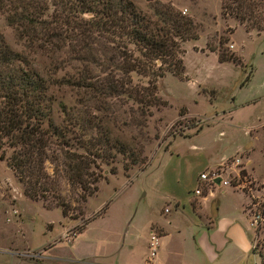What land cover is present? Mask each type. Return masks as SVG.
Returning <instances> with one entry per match:
<instances>
[{"label":"rangeland","instance_id":"rangeland-1","mask_svg":"<svg viewBox=\"0 0 264 264\" xmlns=\"http://www.w3.org/2000/svg\"><path fill=\"white\" fill-rule=\"evenodd\" d=\"M221 1L132 0L147 13L154 4L171 5L191 18L196 38L180 43L182 76L165 73L159 79L156 94L163 105L151 107L143 125L131 102L114 101L109 111L94 113L92 121H99L108 138L100 158L73 143L75 130L65 133L70 145L52 146L47 152L43 163L47 190L33 199L9 167L11 150L5 149L0 158V264H44L50 261L45 255L52 246V253L67 258L62 264H120L125 258L137 264L143 223L155 209L150 191L155 173L165 164L167 151L186 150L191 143L208 157L232 155L210 171L197 168L195 158L186 166L196 173L219 175L248 197L244 211L249 221L256 214L262 218L250 232L256 252L264 257V153L259 152L264 148V127H260L264 118V30H246L234 18L223 17ZM0 34L29 68L40 74L46 71L47 59L24 48L2 14ZM218 53L231 54L234 62H218ZM52 95L54 123L69 128L61 106L76 105L81 94L61 87L53 89ZM87 137L102 135L92 127ZM244 148L255 150L250 156ZM248 155L253 177L244 165ZM79 156L88 163L78 165L87 181L86 192L67 177L71 172L67 165L77 166ZM132 158L137 159L134 164H130ZM185 177L183 173L181 182L172 184L177 196H188ZM204 183L199 185L201 192L208 187ZM149 241L150 237L147 253ZM77 256H82L80 263Z\"/></svg>","mask_w":264,"mask_h":264},{"label":"trees","instance_id":"trees-1","mask_svg":"<svg viewBox=\"0 0 264 264\" xmlns=\"http://www.w3.org/2000/svg\"><path fill=\"white\" fill-rule=\"evenodd\" d=\"M220 13L246 30H264V0H222ZM0 14L24 48L48 61L43 74L36 72L0 34V158L11 150L8 165L33 199L47 190V152L70 145L65 133L75 130L73 143L100 158L108 138L92 121L94 113L109 111L114 101L131 102L143 125L150 108L163 105L156 94L159 79L182 76L180 43L196 38L191 18L161 3L147 13L132 0H0ZM217 60L234 62L231 54L218 53ZM61 87L81 94L76 105L61 106L69 128L52 118V90ZM92 127L102 138L87 137ZM84 158L67 165L68 179L82 192L88 189L78 166L88 164Z\"/></svg>","mask_w":264,"mask_h":264},{"label":"crops","instance_id":"crops-1","mask_svg":"<svg viewBox=\"0 0 264 264\" xmlns=\"http://www.w3.org/2000/svg\"><path fill=\"white\" fill-rule=\"evenodd\" d=\"M260 127H264V118ZM244 149L250 151V156L255 150ZM259 152L264 153V148ZM249 155L244 165L253 177V168L248 167ZM230 156L219 153L208 157L193 143L186 150L166 152L165 164L155 173V185L150 187L155 196V209L143 223L145 228L141 233L137 264H145L149 255L147 241L150 233L157 236L158 245L148 264H260L255 250L256 240L244 211L248 197L242 191L219 185L216 181L207 183L206 190L198 195L193 194L197 186L205 184L198 180V175L203 172L200 170L210 171ZM192 158L197 160V168H201L198 173L189 171L186 166ZM185 166L184 171L182 167ZM183 173L186 175L183 187L187 197L177 196L172 186L181 182ZM194 200L197 205L192 207ZM52 247L46 250L45 257L50 261L44 264H62L59 262L67 258L52 253ZM81 257L77 256L78 263ZM120 264L132 263L125 258Z\"/></svg>","mask_w":264,"mask_h":264},{"label":"built area","instance_id":"built-area-1","mask_svg":"<svg viewBox=\"0 0 264 264\" xmlns=\"http://www.w3.org/2000/svg\"><path fill=\"white\" fill-rule=\"evenodd\" d=\"M217 179L219 180L218 181V184L219 185H222V186L228 185L226 181L221 180V178L219 177V175H214L213 174L211 176H208V172H202V173H200L198 175V180L200 182L214 183L215 180H217ZM199 193H200V188H199V186H197L193 190V194L198 195ZM253 220L254 221H251V220L249 221V225L251 227H253L254 225H256L258 221L261 222L262 221V218H261V216L259 214L258 215L256 214L254 216V219ZM149 237H150V241H149L148 251H149V255L150 256H153L154 253H155V250H156V246H157V236L155 234H153V233H150Z\"/></svg>","mask_w":264,"mask_h":264},{"label":"water","instance_id":"water-1","mask_svg":"<svg viewBox=\"0 0 264 264\" xmlns=\"http://www.w3.org/2000/svg\"><path fill=\"white\" fill-rule=\"evenodd\" d=\"M215 181L218 183L219 180L217 179V180H215Z\"/></svg>","mask_w":264,"mask_h":264}]
</instances>
